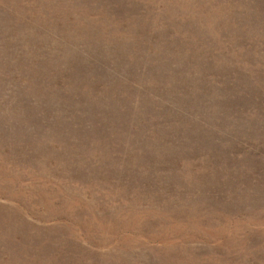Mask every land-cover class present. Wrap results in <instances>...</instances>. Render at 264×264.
Wrapping results in <instances>:
<instances>
[{"label": "rangeland", "instance_id": "obj_1", "mask_svg": "<svg viewBox=\"0 0 264 264\" xmlns=\"http://www.w3.org/2000/svg\"><path fill=\"white\" fill-rule=\"evenodd\" d=\"M0 264H264V0H0Z\"/></svg>", "mask_w": 264, "mask_h": 264}]
</instances>
